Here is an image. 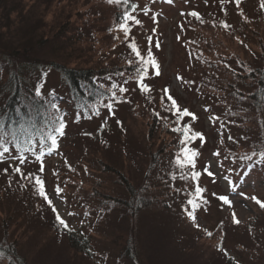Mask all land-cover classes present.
Masks as SVG:
<instances>
[{"label":"trees","instance_id":"trees-1","mask_svg":"<svg viewBox=\"0 0 264 264\" xmlns=\"http://www.w3.org/2000/svg\"><path fill=\"white\" fill-rule=\"evenodd\" d=\"M155 3L166 2L130 0V4L138 5L133 15L139 20L142 14L139 9L144 6L151 10V4ZM65 5L70 8V11H66L68 14L65 20L60 17L58 21L46 23L47 14L53 10L65 11ZM125 10L131 11L130 6L125 9L122 5H107L106 0H0V123L7 128L16 117L15 110L18 107L24 114L29 107L34 110L40 108L43 112L55 111L48 108L49 101L56 105V115L63 117L66 123L64 135L58 138V148L52 154L62 161L58 172L71 176L78 170L67 158V145L74 147V150L79 148L81 156L89 158V170L97 173L96 177H100L86 188L87 199L94 201V205L88 206L87 209L112 211L121 207L127 211L117 216V222L112 220L102 223L97 220L96 230L94 224L85 226L87 233L83 232L82 235H90L86 238L87 244L84 240L81 241L76 233L66 232L71 264H106L104 259L108 258L110 253L105 252L102 255L94 246V242H90L95 235L106 238L108 242H105L103 247L111 243L117 248L121 264H166L165 260L159 261L156 256L157 252L161 251L160 242L164 238L155 237V232L151 238L150 231L146 230L141 242L134 226L126 224V221H136L145 208L156 205L155 198L145 199L138 193L137 177L139 170H144L146 176L154 170L159 165L162 154L155 151V148L150 149V134L148 139L143 140L144 152L140 144L129 146L125 140L126 126L121 119H117V111L122 106L134 112L139 109L143 114L147 111L156 115L155 109L159 105L155 98L156 90L150 87L151 91L144 93L137 86L134 69L138 65L127 45L134 38L141 54L145 56L136 35L140 33L144 22L140 20V25H132V32L126 39L123 32L117 30ZM254 24L250 21L247 26L243 20L241 27L231 28L226 47L207 42L206 52L212 54V59L203 60L204 67L201 71L194 72L192 81L199 94L206 98L210 96L226 106L227 110L225 109L221 120L233 127L228 130L235 135L229 142L230 149L236 153L241 150L242 157L251 156V160H243L247 164L253 162L252 166L259 173L264 170V159L260 157L264 152V34H256V30L252 29ZM262 24L264 23H258L256 27L259 30L262 28L261 31L264 32ZM53 32L56 34L51 37ZM66 36H71L66 40L70 45L63 49L59 43ZM240 36L245 38L244 42L240 40ZM245 44L249 47L244 49ZM95 45H103L102 55H98L94 50ZM129 60L133 62L131 68ZM54 75L59 76L61 81L58 88L49 87L50 79ZM149 77L148 73L147 79ZM96 84H102L104 88L97 89ZM113 84L128 89L126 93H120L116 89L117 97L124 102L114 103V115L105 108H100V115H95L90 109L97 105L98 101L112 102L108 97L111 95L109 90ZM36 90H40L42 95L35 96ZM147 96L150 97V102L147 101ZM145 103L155 104V109ZM119 120L120 123H117ZM118 124L121 126L118 127ZM84 142L88 144L86 147L81 146ZM106 145L110 146L103 149ZM12 151L15 154L14 150ZM140 153L143 155L140 156ZM47 157H44V165ZM18 163L17 160H12L9 154H5V161L0 163V208L6 195L14 188L20 187L23 198H26V201L19 199L23 209H32L23 213L27 219L33 211L40 212L43 209H37L38 202L42 203V200L29 181L23 179L21 184L15 181L14 177L18 174L13 173L12 168ZM79 166L86 168L84 163ZM39 167L40 163L30 154L29 159L21 165L26 175L29 172L39 174ZM5 168L8 169L7 174L3 171ZM45 176L44 168L42 178L47 192L48 181ZM81 184H85L84 181H81ZM106 184L113 187L110 190L116 192L114 196L100 192V188ZM1 212L9 213L4 210ZM47 218L46 215L45 220ZM105 218L103 215L102 219ZM50 219L52 220L45 223L49 224L54 232L62 233L63 230L56 224L55 215ZM13 222L10 221V228L7 225L4 229L3 225L5 232L0 240V264H29V260L20 253V243L16 239L12 240L10 235ZM30 223L24 221L20 228L26 231L25 228L29 227ZM247 231L254 236V240L264 239V222L252 221ZM209 233L205 240L212 244L216 242L215 247L219 248L217 264L260 262L261 254L258 248H251L242 242L238 246L235 244V254L223 253L222 246L227 241V237L224 238L227 230L223 225H218ZM139 244L142 248H139ZM239 254H243L245 259Z\"/></svg>","mask_w":264,"mask_h":264},{"label":"rangeland","instance_id":"rangeland-1","mask_svg":"<svg viewBox=\"0 0 264 264\" xmlns=\"http://www.w3.org/2000/svg\"><path fill=\"white\" fill-rule=\"evenodd\" d=\"M259 4L260 0H241L240 6L237 8L234 3L226 2L223 5L227 10L226 14L221 11L220 0H173L171 4H151V10L144 6L139 9L142 13L140 20L144 22L141 25L140 33H136L140 47L145 56L151 47L153 57L159 65V75H155L154 71L149 69L150 77L145 82L157 91L155 98L159 105L155 109V104H145L155 109V113H159V116L147 111L143 114L139 109L134 112L132 109L122 106L117 111V119H121L126 126L125 140L129 146L140 144L144 152L143 140L144 138L148 139L150 134V149L155 148V151L162 155L159 165L154 170H151L147 176L144 170H139L137 177L138 193L142 198L156 199V205L145 208L136 221H126V224L130 227L134 226L137 238L141 242H143L146 230L150 231L151 238L154 232L156 233L155 237L164 238L160 242L161 251L157 252L156 256L159 261L165 260L166 264H217L220 256L219 248L215 247L217 243L213 242L212 244L205 238L218 225H223L227 230V234L224 235V238L227 237V241L222 246L223 253L228 252L233 255L236 253L235 244L238 246L241 244L240 242L246 243L251 248H258V252L261 254L258 264H264V239L254 240V236H251L247 231L252 221L264 222V208L251 199L252 196H256L264 202V170L256 172L252 166L253 162L247 164L243 160L241 150L236 153L230 149L229 142L235 138V135L228 131L233 127L221 120L225 109L227 110L226 106L210 96L206 98L199 94L198 88L190 83L194 80V72L201 71L204 67L203 60L212 59V54L206 52L207 42L226 47L230 29L241 27L243 20L246 21L247 26L250 21H253L255 24L252 29L256 30V34H264L261 31L262 28L259 30L256 27L258 23H264V10L260 9ZM107 5L109 4L107 3ZM64 10L60 12L53 10L47 14L46 23L58 21L60 17L65 20V16L68 14L66 11H70L68 5H65ZM145 10H148L146 15ZM193 11L199 13V20L188 15ZM225 22L230 25L227 29L222 26ZM54 34L56 32H53L51 37ZM150 36L152 37L151 45L148 40ZM68 37L71 36L62 38L59 43L63 49L70 45L66 41ZM240 37V40L244 42L245 38ZM157 43L159 44L158 48L155 46ZM102 46H93L98 55H102ZM248 47L249 45L245 44L243 48ZM178 77H182L183 80ZM50 81L49 87L52 88H58L61 84L57 75L52 76ZM165 88L170 90V94L181 109H188L195 115L194 120L191 117H186L183 123L191 125L192 132L202 133L204 136L203 142L200 139H195L187 144L188 149L198 153L195 157V169L180 168L176 164L177 154L184 145L180 143L181 135L172 131L176 127L175 123H172L175 118L160 102V97L164 95L162 90ZM147 98V101L150 102V97L147 96ZM141 103L143 104V102ZM120 126L118 124V127ZM87 145V142H84V145L81 146L86 147ZM108 146L110 145L104 146L103 149ZM67 150L69 153L67 158L78 170L71 176L59 173L58 168L62 167V161L56 155L48 156L44 165L45 177L48 181L47 194L62 218L74 229L73 232L87 244L86 238L89 234L86 237L82 235L83 232L87 233L85 226L94 224L93 227L96 230L97 220L102 223L112 220L117 222V216L127 213V211L121 207L111 211L109 206L107 211L87 209L88 206L94 205V201L87 199L86 188L91 182L99 180L100 177H96L97 173L89 170L87 163L89 158L81 156L79 148L74 150V147L67 145ZM214 153H219V155H214ZM141 155L143 154L140 153ZM81 163H84L86 168H80ZM206 166H210L208 171L214 173V177L206 174L204 171ZM192 171L201 173L198 182L191 179ZM182 176H186L187 179H181ZM14 178L19 184L23 181L18 175ZM229 180L235 185V190L229 184ZM81 181H84L85 184H81ZM197 183L204 191L202 200L199 201L198 210L195 212L194 223L184 209L189 207L187 200L193 197ZM57 187L61 189L59 196L56 194ZM112 188L106 184L100 188V192L114 196L116 192H111ZM223 195L228 196L231 206L223 204L218 199ZM125 198L128 199L127 196ZM19 199L26 201L20 187L14 188L4 199L2 208H0V240L5 232L3 225L4 229L7 225L10 228V221H14L9 231L10 235L13 237L12 240L16 239L20 243V253L29 260V264H71L66 232H54L52 227L45 223V221H51L52 219L49 220V218L54 215L47 203L40 198L43 204L39 201L37 209L41 210V207L43 209L40 212L33 211L25 219L23 213L32 209L24 210L22 201ZM3 210L9 213L1 212ZM113 211L115 212L113 213ZM69 213H75V215L70 216ZM233 213L239 223L234 222ZM46 215L48 216L47 220H45ZM103 215L106 216L104 220L102 219ZM24 221L31 222L30 226L25 228L26 231L20 228ZM92 238L94 239L90 242H94V246L102 255L105 252L110 253L108 258L104 259L106 264H121L117 248L111 243H107L108 245L103 247L105 242H108L106 238L97 235ZM174 246L179 249H175ZM140 247L141 244H139ZM239 255L245 259L243 254ZM143 258L146 260L145 256Z\"/></svg>","mask_w":264,"mask_h":264},{"label":"snow or ice","instance_id":"snow-or-ice-1","mask_svg":"<svg viewBox=\"0 0 264 264\" xmlns=\"http://www.w3.org/2000/svg\"><path fill=\"white\" fill-rule=\"evenodd\" d=\"M106 2L109 5H122L125 9H128L130 6L131 11L125 10L122 13L117 28L118 31L123 32L124 37L127 39L132 32V25L141 24V21L137 19L135 15H133V13H135L137 10L138 5L130 4V0H106ZM165 2L171 4L173 0H165ZM226 2H232L238 8L240 6L241 0H220L222 6L221 11L225 12V14L227 13V10L223 7V5ZM259 7L261 10H264V0H260ZM147 11L148 10H145V15L147 14ZM188 15L195 17L197 20L200 19L199 13L195 11L188 13ZM153 19L155 20V17H153ZM222 26L225 29L230 27V25H228L226 22ZM148 40L149 44L151 45L152 37H148ZM155 46L158 48L159 44L157 43ZM127 47L135 56L138 65L134 69L136 73L137 86L142 92L148 93L151 91V88L145 83V80L148 77L149 69L154 71L155 75H159V65L153 57L151 47H149L147 50L146 57L141 54V51L134 38L130 43H128ZM128 63L129 67L131 68L133 62L129 60ZM121 75H123V73H121ZM178 79L183 80L182 77H178ZM125 83H127V81H125ZM96 87L97 89H103L104 85L96 84ZM116 89H118L120 93H126L128 91L126 87L113 84L109 90L111 95L108 97V99L112 102L104 103L102 100L98 101L97 105L92 106L90 110L98 116L100 115L99 109L105 108L110 114L114 115V103L124 102L117 97ZM162 92L164 95L160 97L161 104L164 105L166 110L170 111L172 116L175 117L174 123L176 127H174L172 131L181 135L180 143L181 145H184L181 151L177 154L176 164L180 168L190 167L195 169V157L198 155V153L194 150L188 149L187 144L191 141H194L195 139H200L203 142L204 136L202 133L192 132L191 125L185 124L183 122L186 117H191L193 120L196 117L188 109H181L176 100L170 94L169 89L165 88L162 90ZM41 95L42 93L40 90L35 91V96L39 97ZM48 108L55 111L43 112L40 110V108H35L34 110L32 107H29L27 112L22 114L20 108L18 107L15 110L16 117L11 121L7 128L3 123H0V163L5 161V154H9L12 160H17L19 163L12 168L13 173L18 174L21 179L29 181L36 194L42 198L51 208L55 215L56 224L63 231L72 233L74 229L65 219L62 218L53 201L49 198L46 192L45 182L42 178V173L44 172V157L52 155L53 152L57 150L58 138L64 135V129L66 128V123L64 122L63 117L56 115V112H58L56 105L49 101ZM156 115L159 116V113H156ZM117 123L120 122L117 121ZM12 150H14L15 154H13ZM29 154L35 157V160L40 163L39 174L29 172L27 175H25V173L22 171L21 165H23L25 161L29 159ZM214 155H219V153H214ZM260 157L261 159H264V152L260 154ZM243 159L251 160L252 157L245 156ZM208 167L210 166H206L204 171L208 176L214 177V173L208 171ZM3 171L5 174L8 173L7 168H5ZM200 175V172L192 171L191 179L198 182ZM173 179H175V176H173ZM181 179H187V177L182 176ZM225 179H228V177H225ZM229 184L232 185L233 190H235V185L232 183V181L229 180ZM203 191L204 190L201 189L197 183L194 189L193 197L187 200V205L189 207L184 209V211L194 223L196 220L195 212L198 210L199 201L202 200ZM56 194L57 196L61 194V189L59 187L56 188ZM245 198L247 199L248 197ZM218 199L222 201L223 204L231 206V201L228 196H219ZM251 199L261 208H264V202H262L256 196H252ZM85 214L87 215V213ZM68 215H75V213H69ZM233 219L235 223H239V221L235 218V213H233ZM196 226L199 227V225ZM209 235H211V233H209Z\"/></svg>","mask_w":264,"mask_h":264}]
</instances>
